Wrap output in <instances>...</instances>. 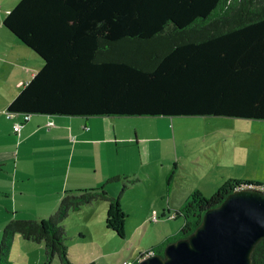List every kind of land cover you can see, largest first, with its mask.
Segmentation results:
<instances>
[{
	"label": "trees",
	"instance_id": "obj_1",
	"mask_svg": "<svg viewBox=\"0 0 264 264\" xmlns=\"http://www.w3.org/2000/svg\"><path fill=\"white\" fill-rule=\"evenodd\" d=\"M2 24L42 59L7 112L264 120V0H18ZM261 186L229 178L209 197L193 190L162 215L181 217L179 229L145 254L164 258L165 246L188 239L206 210L236 189ZM126 189L122 183L116 196L104 185L66 190L47 219L11 218L2 228L0 264H10L16 234L43 243V264H72L64 222L97 200L108 205L106 226L124 237ZM250 264H264V237Z\"/></svg>",
	"mask_w": 264,
	"mask_h": 264
},
{
	"label": "rangeland",
	"instance_id": "obj_2",
	"mask_svg": "<svg viewBox=\"0 0 264 264\" xmlns=\"http://www.w3.org/2000/svg\"><path fill=\"white\" fill-rule=\"evenodd\" d=\"M17 1L0 0V13L3 14L4 6L10 5L11 8ZM34 56L42 62L37 54ZM90 118L97 121L100 132L103 134L108 132V135L116 136L117 148L113 151L116 152L117 159L127 156L136 161L138 159L136 156L139 155L140 159L147 163L143 167L146 166L148 170L153 169L150 162L154 161L157 180L150 182L149 189L152 192L147 190L149 184L146 181H141V184L135 185L131 191L127 190L131 197L125 201V204L129 202L127 207L129 218L128 220L125 218L123 223L124 237L118 236L106 226V219L109 218L108 205L105 201H94L91 206L71 214V217L64 222V227L72 264H122L123 260H140L151 254H145L148 248L179 229L183 222L182 218L163 217L161 212L162 206L165 205L158 197L160 186L164 184L163 174L174 161L177 162L175 167L178 171L176 201L182 199L183 194L190 189L201 187L199 182L201 174L208 169L212 170L214 166L218 167L222 174L227 175L228 179L261 183V187H254L257 190H262L264 187V120L226 116H93ZM123 138L129 139L130 142L125 143ZM114 167L117 165L115 164ZM121 185L122 181L114 184L113 187L117 190L113 196L118 194ZM108 190L106 187V191L110 193ZM142 196H146L147 202L139 203ZM5 211L10 213L11 218L32 219L18 217L19 215H16L11 207L0 203V239L3 226L11 219L3 223L1 214ZM152 214L158 217L156 221H152ZM84 227H87V230ZM15 236L8 255L10 264L44 263L43 243L25 240L19 234ZM89 258L92 259V263L88 262ZM50 264H60V262L53 259Z\"/></svg>",
	"mask_w": 264,
	"mask_h": 264
},
{
	"label": "crops",
	"instance_id": "obj_3",
	"mask_svg": "<svg viewBox=\"0 0 264 264\" xmlns=\"http://www.w3.org/2000/svg\"><path fill=\"white\" fill-rule=\"evenodd\" d=\"M4 9L3 14L0 13V203L11 207L18 217L40 220L56 209L66 190L104 185L105 190L106 187L110 190L111 194H108L113 196L117 190L113 187L114 184L122 181L127 182V189L120 204L128 220L129 202L125 204V201L131 196L127 190L131 191L135 185L146 181L149 184L147 190L152 192L149 187L150 182L157 180L154 169L156 163L150 162L153 169L148 170L146 166L143 167L147 163L139 155L136 156V161L127 156L117 159L116 152L113 151L117 148L116 136L100 132L97 121L90 117L34 114L23 121L20 113L7 112L9 102L41 68L42 62L3 26L2 19L11 9L10 5L4 6ZM48 122L53 124L48 125ZM15 123L21 124L19 131L13 130ZM123 139L125 143L130 142L127 138ZM115 164L117 167H114ZM175 165L177 166V162H172L171 167L163 174L164 184L160 186L158 194L165 205L162 206L161 215L174 213L193 190H198L205 197L211 196L228 179L227 175L214 166L212 170L208 169L201 174V187L190 189L183 194L182 199L176 201L178 171ZM172 168L173 174L167 179ZM110 179L116 181L106 183ZM141 201L147 202L146 196L140 197L139 203ZM10 218L8 211L1 214L3 223ZM84 228L87 230V227ZM88 262L92 263V259L89 258ZM124 262L130 261L123 260L122 264Z\"/></svg>",
	"mask_w": 264,
	"mask_h": 264
},
{
	"label": "water",
	"instance_id": "obj_4",
	"mask_svg": "<svg viewBox=\"0 0 264 264\" xmlns=\"http://www.w3.org/2000/svg\"><path fill=\"white\" fill-rule=\"evenodd\" d=\"M264 237V190L239 188L206 210L188 239L169 243L164 258L150 254L136 264H250Z\"/></svg>",
	"mask_w": 264,
	"mask_h": 264
},
{
	"label": "built area",
	"instance_id": "obj_5",
	"mask_svg": "<svg viewBox=\"0 0 264 264\" xmlns=\"http://www.w3.org/2000/svg\"><path fill=\"white\" fill-rule=\"evenodd\" d=\"M29 116H30V114L22 113L23 121L28 120V119H29ZM47 124H48V125H52L53 123H52V122H48ZM20 127H21V124H20V123H15V124L13 125V130H14V131H19ZM243 188H244V187H243ZM262 190H264V187H263ZM173 217H174L173 214H170L168 218L171 219V218H173ZM151 219H152V221H156V220H157L156 215H155V214H152ZM123 264H130V262H124Z\"/></svg>",
	"mask_w": 264,
	"mask_h": 264
}]
</instances>
